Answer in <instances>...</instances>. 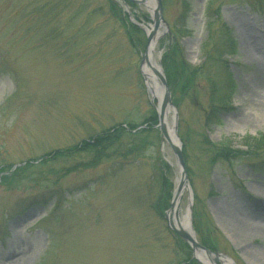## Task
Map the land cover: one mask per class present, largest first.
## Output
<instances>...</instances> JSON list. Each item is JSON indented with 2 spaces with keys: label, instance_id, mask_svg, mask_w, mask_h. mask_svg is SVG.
<instances>
[{
  "label": "rangeland",
  "instance_id": "rangeland-1",
  "mask_svg": "<svg viewBox=\"0 0 264 264\" xmlns=\"http://www.w3.org/2000/svg\"><path fill=\"white\" fill-rule=\"evenodd\" d=\"M111 1L123 17L152 24L146 5L133 2L127 10L121 0ZM207 2L163 0L167 25L156 51L165 75L172 46L200 69L184 94L169 87L190 186L181 216L192 200L193 212L219 233L216 252L235 264H264V150L245 146L246 138L264 133V0L228 2L211 26ZM21 12L27 14L18 21ZM141 30L132 45L109 0H0V164L24 166L152 116ZM230 41L235 52L224 55ZM221 54L227 67L217 62ZM208 66L210 76L223 71L234 81L229 108L209 126L211 89L201 76ZM141 142L124 137L113 160L57 184L73 162L35 168L11 190L0 186V264H181L189 251L192 256L168 227L171 200L163 216L155 211L164 181L175 192L180 180L176 157L158 129L145 149ZM224 147L241 154L214 162L216 148Z\"/></svg>",
  "mask_w": 264,
  "mask_h": 264
},
{
  "label": "trees",
  "instance_id": "trees-1",
  "mask_svg": "<svg viewBox=\"0 0 264 264\" xmlns=\"http://www.w3.org/2000/svg\"><path fill=\"white\" fill-rule=\"evenodd\" d=\"M235 3H248V0H208L207 7H206V15L209 19L208 24H214L215 20L220 19V14L223 6L228 2ZM110 2V11L115 15L119 21L123 24V27L126 30V34L130 38V42L134 45V34L141 33V31L131 24L127 17H123L122 10L118 8V6L111 0ZM131 7H135L134 4L128 3ZM249 5L252 8H255L253 4L249 2ZM185 8L187 9V5L185 3ZM256 9V8H255ZM24 12V11H22ZM20 13L18 21L21 18L26 17L25 13ZM37 13L34 10V13ZM34 13H30L34 15ZM17 16H14L15 23ZM208 25V28H209ZM226 27V26H225ZM183 33V31L179 30ZM179 32V33H180ZM185 33V32H184ZM236 45L234 42L230 41L226 43L225 47H223V54L231 53L232 51L235 52ZM222 54L217 58V62L220 64L222 63L225 67L228 66V61L226 59H222ZM212 61V58L210 59ZM163 63L165 64V71L167 75V80L170 87L177 89L180 93L184 94L187 89H189L193 85L194 78L197 74L200 73V69L195 70L191 69L188 64H186L181 57L180 48L178 46H172L170 51L165 54ZM219 63H215L219 65ZM211 64V63H210ZM209 65V64H208ZM209 66L205 70H201L203 74L201 76L205 77L208 81L209 88L211 89L210 92V101H211V108L210 112L206 115V124L215 125L218 123L217 115L220 113L221 110L224 108H229L230 97L232 95V91H234V81L232 80L231 75L228 73L224 75L223 71H221V76L219 73L217 77L210 76L209 73H206ZM231 88V89H230ZM230 89L229 92H227ZM158 123L157 114L153 111L152 116L145 122V124H149L150 126H154ZM137 126L135 125H128V129L119 126L110 128L107 130L102 131L100 134L90 137L89 141L84 140L83 142L69 146L62 149L53 150L50 152L45 153L42 158L43 160L39 165H35L30 163V161H37L40 158H32L28 160L29 162L22 167H19L12 171L13 166L12 164L8 163H1L0 164V186L4 187L5 189H13L14 187L18 186L22 180H29L32 170L35 168L40 169V167H44L49 165L50 163H57L60 161L73 162L71 166H68L64 171L63 174L56 177L53 183L57 184L59 178H64L67 175L71 174L72 172H78L81 170H89L100 166L104 162H108L113 160L116 157L121 149L123 144L124 137H142V147L141 149H145L146 146L149 144L148 139L150 137V133L156 132L153 128L148 130H141L134 132ZM144 136V137H143ZM246 144L245 146L250 147L251 150H264V133L260 134L258 137H249L245 139ZM206 142L209 143L208 138L206 137ZM212 146V145H211ZM214 147V146H213ZM215 148V147H214ZM240 152L231 148H216L215 154L213 158L214 162H220L222 160L228 161V159H235L240 156ZM243 154H245L243 152ZM247 154V153H246ZM126 158V155H124ZM77 158H80L79 161L74 163ZM115 160V159H114ZM115 162V161H113ZM123 165L125 163L121 162ZM167 168V167H166ZM162 170V168H161ZM54 173V172H52ZM57 173H55L56 175ZM173 188L170 183H165L162 186L161 193L158 196V200L156 203L155 211L163 216V212L165 208L169 207V202L172 198ZM194 228L200 238L201 243L204 246L211 250H217V244L213 240V236H218L219 233L213 226V223L201 212L198 210H194ZM182 245L186 249H190L186 243L180 240ZM190 253V251H189ZM188 253V258L182 262L181 264H198L195 260L192 259L191 253Z\"/></svg>",
  "mask_w": 264,
  "mask_h": 264
},
{
  "label": "water",
  "instance_id": "water-1",
  "mask_svg": "<svg viewBox=\"0 0 264 264\" xmlns=\"http://www.w3.org/2000/svg\"><path fill=\"white\" fill-rule=\"evenodd\" d=\"M121 1L125 4L126 9H128L125 1L124 0H121ZM129 1L134 2L136 4H141L142 3V4L147 6L146 2L149 1V0H129ZM151 1L154 3V9H153V12L151 13L152 21H153V30H154L152 33H148L146 31V28L143 29V27L139 23H137V21H135L134 19L131 18L132 23L138 25L139 27H141L147 33V37H148L147 49L149 47V44H150L153 36L156 33L157 25L159 23H161L162 26L163 25H165V26L167 25L165 20H164V17H163V0H151ZM146 53H147V50H146L145 55L143 57L142 64L144 63ZM142 75H143L147 90L151 94L152 91H151V89L149 88V86L147 84V80H146V77H145V74L143 73V71H142ZM161 82L163 83V85L165 87L164 105L166 106L167 104H169L171 107H173V109H175V107L173 105V102H172L171 91H170L169 86L167 84V79H166V76H165L164 73H162ZM156 111H157L158 118H159V124H158L157 127L160 129V132H161V135L163 137V140L166 141L169 144L170 148L172 149V151H173V153H174V155L176 157V160H177V165H178L179 170H180V180H181L180 181L181 182L180 189L178 190L179 187H177V189L175 190L174 195H173V199H172V202H171V207H170L169 211L166 214V219H167V222H168V226L171 229V231H173L177 236H179L181 239H183L190 246V248L193 251L194 258L197 261H199L201 264H209V263H204L203 261H201L198 258V256H197L198 253L205 255L209 260L215 261L214 264H219L220 260L230 261L224 255H222L220 253H215V252L205 248L197 240L196 233H195V231L193 229V225H192V208H193L192 200H190V202H189V206H188V209L186 211L185 216L182 217L183 221L185 219L189 221L188 230L183 229L182 226L180 225L181 224V221H180V210H181V201H182V197H183L182 195H180V202H179L178 207L176 209V217H177V220H178V224H176L171 219L172 213L174 211L175 203L179 199L178 192H181L182 190L189 192L190 191V186H189V182H188V175H187V171H186V167H185V160H184L183 153H182L181 143H180V140H179L178 135H177V127L175 125L174 131H175V135L177 137V140L179 142L178 145L177 144H173V143H171L169 141L168 131H167V128H166L165 123H164L163 111L162 110L159 111L158 108H157ZM175 121H176V118H175Z\"/></svg>",
  "mask_w": 264,
  "mask_h": 264
},
{
  "label": "bare ground",
  "instance_id": "bare-ground-1",
  "mask_svg": "<svg viewBox=\"0 0 264 264\" xmlns=\"http://www.w3.org/2000/svg\"><path fill=\"white\" fill-rule=\"evenodd\" d=\"M147 4V9L148 12L152 13L153 9H154V3L149 0L146 2ZM156 33L153 36L149 47L147 49V53L145 56V60H144V64L142 65V71L145 74L146 80H147V84L149 86V88L151 89L152 93L151 96L153 98V101L155 103V105L157 106V108L159 109V111H163V116H164V123L165 126L167 128L168 131V138L169 141L173 144H179L177 137L175 135V131H174V119H175V114H176V110L173 109V107H171L169 104H167L166 106L164 105V99H165V87L163 85V83L161 82V77H162V73H163V69L161 67V64L159 63V61L157 60L156 57V51H157V46H158V41L162 36L163 33V27L161 25V23H159L156 27ZM146 31L148 33H152L153 30V24L149 25V27L146 28ZM164 105V106H163ZM181 180H178L177 183V187L178 190L180 189V185H181ZM176 187V189H177ZM184 190H182L181 192H178L179 195V199L177 200V202L175 203V207H174V211L172 213L171 219L178 224V220L176 217V209L178 207V204L180 202V195H184ZM180 221H181V217H180ZM242 221V222H241ZM241 221L239 222V224L241 226L246 227V225L249 227V225L251 226V224H249L248 222H245V220L241 219ZM246 223V225H245ZM183 229L188 230L189 228V221L188 220H184L181 221V224ZM253 230H257L256 228H252ZM246 236H250L247 233L244 234ZM198 258L200 260H202L204 263H209V264H214L215 261L213 260H209L205 255L198 253L197 254ZM261 262L264 263V259L261 260ZM219 264H233L230 261H225V260H220Z\"/></svg>",
  "mask_w": 264,
  "mask_h": 264
}]
</instances>
